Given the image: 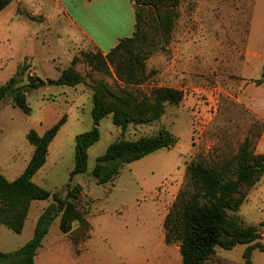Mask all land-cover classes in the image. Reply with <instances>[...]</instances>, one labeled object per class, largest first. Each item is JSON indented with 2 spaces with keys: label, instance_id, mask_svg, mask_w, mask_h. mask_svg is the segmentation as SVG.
Returning a JSON list of instances; mask_svg holds the SVG:
<instances>
[{
  "label": "rangeland",
  "instance_id": "rangeland-1",
  "mask_svg": "<svg viewBox=\"0 0 264 264\" xmlns=\"http://www.w3.org/2000/svg\"><path fill=\"white\" fill-rule=\"evenodd\" d=\"M128 7L134 9L130 0H96L86 8L91 13L82 14L95 24L88 31L103 52H109L115 38L134 23ZM110 8L122 19L119 30L111 24H96L98 12ZM37 9L45 11L46 22L30 13L0 16V86L23 65L28 70L22 84L30 77L56 80L74 52L79 59L76 69L85 82L75 88L46 82V86L29 91L30 115L15 108L11 98L0 102V174L8 180L18 177L33 153L28 132L33 129L42 135L65 115L66 122L50 143L45 164L32 181L61 197L67 184L81 185L92 232L86 239L75 232L64 235L57 218L35 257L36 264L151 262L160 251L158 219L168 214L181 190L187 164L229 160L246 138L254 155H264V0H179L178 16L168 38L157 37L150 22L153 46L145 62L149 77L139 87L128 89L149 93L156 87H170L182 90L183 100L177 106L167 105L159 120L129 126L123 133L110 116L101 120L99 140L88 149L87 172L72 181L75 138L93 128L91 83L104 82L114 91L124 85L112 68L111 76L91 71L82 53L97 49L87 43L77 46L74 31L57 8ZM163 128L177 138L173 148L126 166L113 186L96 184L91 172L110 144L119 138L154 135ZM247 193L237 215L246 225H259L264 221V176ZM51 203L52 198L32 202L20 234L0 225V252L11 253L26 244L34 234L35 215ZM260 234L264 244V227ZM245 249L242 245L232 250L218 248L209 264H245ZM174 254L169 264L181 262L180 252ZM251 264H264V252L255 249Z\"/></svg>",
  "mask_w": 264,
  "mask_h": 264
},
{
  "label": "trees",
  "instance_id": "trees-1",
  "mask_svg": "<svg viewBox=\"0 0 264 264\" xmlns=\"http://www.w3.org/2000/svg\"><path fill=\"white\" fill-rule=\"evenodd\" d=\"M11 0H0V12ZM134 7V30L130 38L121 39L106 55L100 51H86L82 58L93 72L115 77L124 87L112 90L104 82L91 83L93 128L75 138L74 168L71 181L76 175L87 172L88 149L99 140L98 125L101 120L111 117L115 126L123 132L129 126H144L159 120L167 105L177 106L184 97L182 90L170 87H156L149 93L131 91L149 77L146 60L151 54L149 23L157 37L168 38L177 19L179 0H130ZM79 59L74 57L56 80L44 81L38 77L28 78L22 84L28 67L23 65L15 76L0 86V102L11 98L15 108L30 115L27 93L49 85L75 88L85 82L84 76L76 69ZM264 81V65L262 71ZM62 116L56 124L39 135L31 129L27 141L33 153L24 171L14 180L0 174V225L20 234L25 226L32 202L52 198L37 219L33 237L18 250L0 252V264H35V257L42 247L52 223L59 218V230L68 235L75 232L77 237L90 236L88 209L82 203L81 185L67 184L64 197L35 184L33 176L45 164L48 148L65 124ZM177 138L163 128L158 133L135 140L119 138L109 145L105 154L98 157L91 172L97 185H111L122 170L159 150H169ZM264 176V155H254L251 142L246 138L238 152L222 163L206 164L194 160L187 164L184 184L164 220L165 242L178 243L180 264H209L218 248L232 250L246 246L243 254L245 264H251L252 252H264L260 243L259 225L244 224L237 213L247 198V191ZM81 239V238H76ZM74 240L75 244L78 242Z\"/></svg>",
  "mask_w": 264,
  "mask_h": 264
},
{
  "label": "crops",
  "instance_id": "crops-1",
  "mask_svg": "<svg viewBox=\"0 0 264 264\" xmlns=\"http://www.w3.org/2000/svg\"><path fill=\"white\" fill-rule=\"evenodd\" d=\"M107 1H109V0H107ZM93 2H96V0H93L91 2V4ZM42 4H45V6H43ZM91 4L88 2V0H11L10 4L3 11L0 12V16L7 17L9 15H12L13 13H17V14H29L30 13V15L33 14V16L35 18L42 17L44 19L43 22H46L45 11L43 9L39 10L37 8H39V7H48V8L55 7L60 11L61 14H63L65 21H66V25L68 27H70V29L72 31H74V34L79 41V44H77V46L87 43V44L94 46L103 55H106L108 52H103L99 48V45L94 43L92 36H91V33L88 31V29L91 27H94L95 24L88 21V20H85V18L82 16V14L91 13V11L86 12V8L88 6H91ZM119 5H122V3L119 2ZM132 6H133V4H132ZM128 10L131 13V16L134 17V12H135L134 9H131L130 7H128ZM114 15H116L114 8H110V9L104 10V11H99L98 15L96 17V24L100 25L98 23V21L100 23H102V25L111 24L112 26H117V29L119 30V28L122 26L123 22H122L121 18L116 17ZM134 23H135V17H134ZM134 23L129 25V27L127 25V29H125L126 30L125 34H122L121 36H117L115 38L114 47L118 44V42L121 39L130 38L132 36L133 30H134ZM118 35H120V32ZM74 57H75V52H74L70 62L72 61V59ZM45 208L46 207L40 208V211L35 215V219L40 216V214L43 212V210ZM30 209H31V207H30ZM90 217L91 216L88 217V222L91 226L90 232H92V224L90 222ZM165 217H166L165 215L159 217L160 219H158V223H157L158 224L157 226L159 227V229H162L161 235H160V232L158 231L157 248L160 249V251L155 253L151 258L152 259L151 262H147L146 264H169L174 260V256H175L174 253L179 252V244L178 243L171 245V244H167L165 242V230H164ZM58 225H59V222H58ZM44 240H43V242H44ZM42 245H43V243H42ZM180 263L176 262V264H180ZM35 264H36V259H35Z\"/></svg>",
  "mask_w": 264,
  "mask_h": 264
},
{
  "label": "water",
  "instance_id": "water-1",
  "mask_svg": "<svg viewBox=\"0 0 264 264\" xmlns=\"http://www.w3.org/2000/svg\"><path fill=\"white\" fill-rule=\"evenodd\" d=\"M133 1H135V0H133Z\"/></svg>",
  "mask_w": 264,
  "mask_h": 264
}]
</instances>
